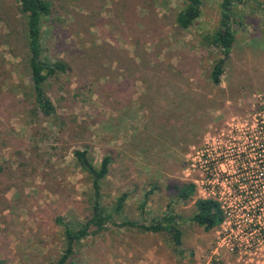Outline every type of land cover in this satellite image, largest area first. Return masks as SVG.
Segmentation results:
<instances>
[{"label":"rangeland","instance_id":"obj_1","mask_svg":"<svg viewBox=\"0 0 264 264\" xmlns=\"http://www.w3.org/2000/svg\"><path fill=\"white\" fill-rule=\"evenodd\" d=\"M49 1L45 55L69 66L45 87L58 108L51 118L36 104L19 0H0V264H56L65 225L92 217L93 176L77 151L96 170L112 157L101 181L109 213L129 197L115 223L76 245L73 264H242L214 255L216 227L193 220L197 192L188 201L178 194L193 147L227 122L264 116V0H199L189 29L177 16L192 0ZM225 10L235 34L229 55L208 40L225 28ZM169 213L176 221L166 231L122 227Z\"/></svg>","mask_w":264,"mask_h":264},{"label":"built area","instance_id":"obj_2","mask_svg":"<svg viewBox=\"0 0 264 264\" xmlns=\"http://www.w3.org/2000/svg\"><path fill=\"white\" fill-rule=\"evenodd\" d=\"M183 175L201 200L216 201L222 221L214 255L237 263L264 264V116L227 122L187 156Z\"/></svg>","mask_w":264,"mask_h":264},{"label":"trees","instance_id":"obj_3","mask_svg":"<svg viewBox=\"0 0 264 264\" xmlns=\"http://www.w3.org/2000/svg\"><path fill=\"white\" fill-rule=\"evenodd\" d=\"M199 0H192V3L177 16V23L183 29H189L201 16L198 7ZM232 0H225L224 6L229 7ZM53 4L49 0H19L18 9L26 22V45H27V65L29 68L33 92L36 104L39 110L48 118L56 117L58 108L55 106L51 97L47 94L45 87L52 79H58L62 74L68 72V63L62 59L51 60L46 57L44 46V24L45 21L53 14ZM224 29L221 30L213 39L208 40L210 44L222 49L225 55H229L235 42V34L232 27L228 24L231 22L230 15L225 10ZM224 74L222 62L218 63L213 70L212 80L214 85L219 86L222 82L221 77ZM75 155L81 165L87 169L93 176L94 204L92 217L79 227L65 225L66 246L56 264H73L70 259L75 253L76 245L90 236L98 235L107 229L108 223H115V214L120 215L123 207L129 197L128 193H124L114 206V212L109 213L101 204V181L105 179L110 172L112 157L105 155L99 170H96L88 160V152L77 151ZM1 171V168H0ZM195 187L193 184L187 183L179 189V198L188 201L195 196ZM151 192L145 196V203ZM197 213L193 220L198 225L203 226L207 232L212 231L222 221V212L219 204L214 200H197ZM176 218L169 213L166 218L160 222L147 226L142 222L128 221L122 223V227L129 226L138 228L143 231L159 233L171 228L167 224L175 222ZM175 241L177 245L181 244V233L176 230Z\"/></svg>","mask_w":264,"mask_h":264},{"label":"flooded vegetation","instance_id":"obj_4","mask_svg":"<svg viewBox=\"0 0 264 264\" xmlns=\"http://www.w3.org/2000/svg\"><path fill=\"white\" fill-rule=\"evenodd\" d=\"M229 6H231V4H229ZM231 19H232V17H231Z\"/></svg>","mask_w":264,"mask_h":264},{"label":"water","instance_id":"obj_5","mask_svg":"<svg viewBox=\"0 0 264 264\" xmlns=\"http://www.w3.org/2000/svg\"><path fill=\"white\" fill-rule=\"evenodd\" d=\"M172 232V231H171Z\"/></svg>","mask_w":264,"mask_h":264}]
</instances>
